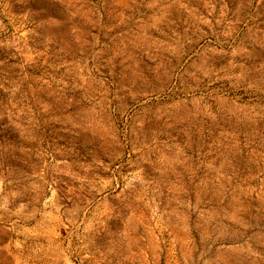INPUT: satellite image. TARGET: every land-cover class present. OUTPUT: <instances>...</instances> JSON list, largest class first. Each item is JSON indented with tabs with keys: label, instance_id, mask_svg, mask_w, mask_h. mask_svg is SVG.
I'll list each match as a JSON object with an SVG mask.
<instances>
[{
	"label": "rangeland",
	"instance_id": "1",
	"mask_svg": "<svg viewBox=\"0 0 264 264\" xmlns=\"http://www.w3.org/2000/svg\"><path fill=\"white\" fill-rule=\"evenodd\" d=\"M0 264H264V0H0Z\"/></svg>",
	"mask_w": 264,
	"mask_h": 264
},
{
	"label": "trees",
	"instance_id": "2",
	"mask_svg": "<svg viewBox=\"0 0 264 264\" xmlns=\"http://www.w3.org/2000/svg\"><path fill=\"white\" fill-rule=\"evenodd\" d=\"M55 3L57 4V1H55Z\"/></svg>",
	"mask_w": 264,
	"mask_h": 264
}]
</instances>
